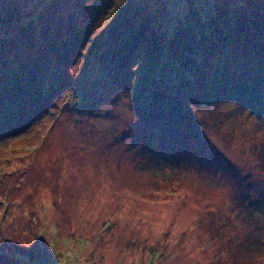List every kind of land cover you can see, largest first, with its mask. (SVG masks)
Instances as JSON below:
<instances>
[{"label": "rangeland", "instance_id": "obj_1", "mask_svg": "<svg viewBox=\"0 0 264 264\" xmlns=\"http://www.w3.org/2000/svg\"><path fill=\"white\" fill-rule=\"evenodd\" d=\"M0 118V264H264V0H0Z\"/></svg>", "mask_w": 264, "mask_h": 264}, {"label": "trees", "instance_id": "obj_2", "mask_svg": "<svg viewBox=\"0 0 264 264\" xmlns=\"http://www.w3.org/2000/svg\"><path fill=\"white\" fill-rule=\"evenodd\" d=\"M214 26H217V23H215L214 22V24H213ZM159 43H156L155 44V42H153L152 44H151V47H150V49H152V51H151V53H150V55L146 58V59H144L143 60V62H141V63H143V64H150V66H151V64H153V62H154V53H152V52H154L155 50H156V48H157V45H158ZM159 47V46H158ZM185 54H187V56L189 57V55H188V53L187 52H184ZM181 54H183L182 52H180L179 53V56H178V59H180V56H181ZM185 72V70L184 69H182V68H178V73H184ZM37 90H39L38 91V95L40 96V95H42V94H44V93H46V91H48V88H47V86L45 85V84H43V85H38V89ZM41 93V94H40ZM12 103H11V105L10 106H8L7 107V110H11L12 109ZM184 119H186V120H188L190 117L188 116V115H186V116H184L183 117ZM2 119L3 118H0V126H1V124H3L4 123V121H2Z\"/></svg>", "mask_w": 264, "mask_h": 264}]
</instances>
